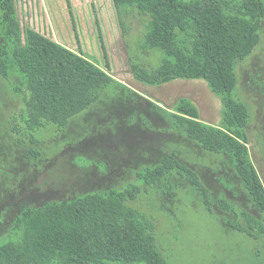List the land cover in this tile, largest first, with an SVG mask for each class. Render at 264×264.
<instances>
[{"label":"trees","instance_id":"16d2710c","mask_svg":"<svg viewBox=\"0 0 264 264\" xmlns=\"http://www.w3.org/2000/svg\"><path fill=\"white\" fill-rule=\"evenodd\" d=\"M113 2L119 16L133 10L149 18L141 49L163 54L156 69L133 62L135 80L153 87L206 81L222 102L221 124L203 122L189 99L162 107L84 53L23 27L16 0H0V77L29 93L25 120L32 129L49 124L72 139L75 122L97 113L100 122H115L118 134L174 138L156 164L134 172L132 183L40 204L26 199L29 180L11 171L15 160L5 166L10 152H0V264H171L155 216L140 204L144 195L166 205L184 192L226 230L264 239V184L248 146L252 115L238 93V69L262 39L264 0ZM113 90L111 114L98 111ZM81 141L75 160L114 172L111 149L89 144L86 152ZM39 154L30 151L35 162Z\"/></svg>","mask_w":264,"mask_h":264},{"label":"rangeland","instance_id":"374dc122","mask_svg":"<svg viewBox=\"0 0 264 264\" xmlns=\"http://www.w3.org/2000/svg\"><path fill=\"white\" fill-rule=\"evenodd\" d=\"M17 6L23 27H31L72 51L84 53L110 71L117 81L166 109L172 110L179 100L189 99L199 108L203 122L221 124L222 102L204 80H178L161 87L136 82L131 69L133 62L156 69L163 59L159 51L141 49L149 21L147 16L133 10L119 16L113 0H17ZM238 74L239 96L252 115L248 144L252 154V140H257L264 132V28L259 46L240 65ZM18 83L16 79L0 77V152L5 149L10 152L3 162L5 166L9 168L10 162L15 160L11 171L29 180L24 196L32 203L123 187L135 181V171L156 164L174 140L170 133L149 131L140 140L126 132L118 134L115 122L105 125L97 113L90 117L85 114L75 122L72 139L49 124L34 130L25 120V102L30 95L24 89L16 90ZM114 90L104 98L98 111L111 114ZM129 97L125 96L122 102L126 103ZM81 136L85 137L83 141ZM86 140L88 143H84ZM67 141L73 146H68ZM80 141L84 146L80 149L86 152L87 145L100 143L101 147L106 146L116 153L111 156L114 172L107 175L93 170L90 161L75 160L74 155L81 153L76 148ZM66 146L67 150L63 151ZM31 150L40 153L38 162L30 156ZM252 159L261 176L254 153ZM261 179L264 181L262 176ZM226 195L233 199L230 194ZM140 204L155 216L159 242L171 264H264V239L253 240L226 230L184 192L171 204L165 205L163 198L156 195L142 196Z\"/></svg>","mask_w":264,"mask_h":264},{"label":"flooded vegetation","instance_id":"af4514ba","mask_svg":"<svg viewBox=\"0 0 264 264\" xmlns=\"http://www.w3.org/2000/svg\"><path fill=\"white\" fill-rule=\"evenodd\" d=\"M262 107H264V100L262 102ZM250 131L251 130L249 129V132ZM263 131H264V128H263ZM254 134L256 133L254 132ZM249 139H250V135H249ZM252 142H253L254 157L256 158V162L260 169V173L262 174L261 176L264 179V132L260 133L259 138L257 140L255 139L252 140ZM253 153L251 154V156L253 155ZM263 184H264V181H263Z\"/></svg>","mask_w":264,"mask_h":264},{"label":"crops","instance_id":"0c3cea01","mask_svg":"<svg viewBox=\"0 0 264 264\" xmlns=\"http://www.w3.org/2000/svg\"><path fill=\"white\" fill-rule=\"evenodd\" d=\"M16 2H17V0H16ZM18 7V6H17ZM18 14H19V10H18ZM49 38V37H48ZM54 41V40H53ZM58 43H60V42H58ZM61 44V43H60ZM63 45V44H62ZM85 55V54H84ZM87 57V56H86ZM87 58H89V57H87ZM92 60V59H91ZM142 64V63H141ZM144 65V64H143ZM176 81H178V80H176ZM136 82L137 83H140V82H138L137 80H136ZM175 82V81H174ZM172 83V82H171ZM167 84H169V83H167ZM166 85V84H165ZM161 87V86H160ZM200 115H201V113H200Z\"/></svg>","mask_w":264,"mask_h":264}]
</instances>
